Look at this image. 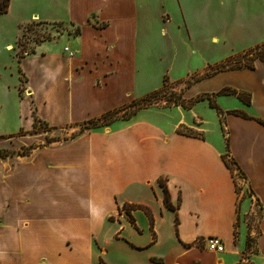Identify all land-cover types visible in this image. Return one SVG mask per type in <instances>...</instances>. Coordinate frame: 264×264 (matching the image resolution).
Returning a JSON list of instances; mask_svg holds the SVG:
<instances>
[{"label":"crops","instance_id":"0c3cea01","mask_svg":"<svg viewBox=\"0 0 264 264\" xmlns=\"http://www.w3.org/2000/svg\"><path fill=\"white\" fill-rule=\"evenodd\" d=\"M63 1L61 14L48 17L44 11L34 17L80 28L79 35L65 42L75 55L56 53L49 44L21 60L30 96L21 98L28 106L20 117V131L34 129L32 105L36 117L54 128L78 125L158 90L176 64L186 67V79L204 76L219 62H209L203 54L182 59L168 54L169 68L162 72L160 85L138 96L141 66L148 72L162 70L160 62L150 61L155 54H148L144 37L158 24L165 34L172 20L166 0ZM178 2L188 28L187 11ZM247 2V18L260 35L264 0ZM262 44L264 40L241 52ZM195 55L203 60L196 68L191 65ZM254 67L221 72L184 87L187 101L225 88L250 96L249 105L235 96H216L228 100L225 107L216 102L224 112L227 145L219 115L218 137L213 138L196 112L198 102L189 111L139 113L125 125L85 131L37 148L15 164L0 161V264H113L111 254L117 264H242L245 216L253 223L250 234L258 232L252 262L264 264V76L253 80L259 69L264 72V62L258 60ZM219 77L232 81L193 92ZM35 79L39 87L33 86ZM231 111L239 114H227ZM172 112H177V121ZM195 118L202 125L194 124ZM183 128L202 129L204 136H190ZM11 135L0 132V137ZM224 155L235 163L232 169ZM161 182L173 209L165 204ZM105 228L112 231L110 237L104 238ZM208 237L222 239L225 251L207 250Z\"/></svg>","mask_w":264,"mask_h":264},{"label":"rangeland","instance_id":"374dc122","mask_svg":"<svg viewBox=\"0 0 264 264\" xmlns=\"http://www.w3.org/2000/svg\"><path fill=\"white\" fill-rule=\"evenodd\" d=\"M166 3L172 20L165 25V34L162 33L163 31H161V27L158 24L150 32H146L147 38L144 37L145 42H147L146 45L150 47L148 54H155V56L150 55V61L154 62L156 60L158 63L160 62L162 70L154 71L150 69V72H148L146 66H141L135 92L138 96L149 90L156 89L160 85L162 72L167 71L169 68L168 54H180L179 59L185 57V54H203L204 59L209 62L219 61L211 67L210 74H212L214 71H226L228 69H237L240 65H248L242 59H237L227 65H224V62L228 57L234 54H242L244 52L241 51L257 44L258 41L264 40V28L263 32H261L262 34L258 35L256 24L247 18V0H182V6L187 11L188 28L183 24V18L179 11L180 2L178 0H166ZM64 7L63 0H12L9 12L0 15V132L12 134L11 136L0 137V161L18 163L37 150V148L50 147L53 144L66 142L74 134L84 131L85 127L82 128L78 125L60 128H54L50 125L48 127L39 125L38 129H30L27 133L19 130L22 122L20 117L27 111L28 106L26 103L21 102V98L30 96L26 83L22 85L23 90L19 95L20 73L17 56L21 48L19 42L21 46H26L27 51L34 49V54H39L41 45L53 44L55 45L54 50L56 53L64 50L65 54L69 55L72 53L75 55V52L65 44L66 39L69 40L75 36V27H71L64 22L42 21L34 17L37 13L44 11L46 16L54 17V15L61 14ZM29 26L31 28L27 30ZM49 35V40L39 42V40H43L44 37ZM171 44L175 47V51L171 50ZM66 49L69 51L66 52ZM195 57L196 55L191 65L194 68L200 67L203 64V60ZM257 62L258 60L254 65ZM33 70L34 67L32 66L30 71ZM186 75V67L176 64L172 69H169V73L163 76V84L164 79H166L168 81L167 86L173 88L175 94H180V91L185 93V90H183L185 84L183 83L186 81L190 83L197 79V74L189 75L186 79L183 78ZM263 76V70L259 69L253 76V80L259 81ZM231 81L232 79L226 77L215 78L213 81L204 82L193 92L204 89L215 90L224 83ZM32 83L34 87L38 86V84L40 85L39 80L37 81L36 79ZM201 97L195 98L194 101H198ZM217 100L224 107L228 105L227 99L212 97L213 102L216 103ZM174 101L175 99L168 94L162 100H154L146 105L143 104L128 111L119 112L105 121V123H110L109 126L101 128H110L115 124L125 125L139 113L168 112L173 110H178L179 112L189 111L184 106L193 109L198 103L194 102L191 104V101H186V103L182 98H179L175 103ZM182 103L184 106H181ZM133 112H135V115L130 117L129 115ZM196 112L206 120L207 128L212 133L211 136L217 138L218 114L216 110L211 109L207 102L203 101L196 105ZM31 114L32 118L36 116L34 105H32ZM171 116L175 121L179 119L177 112H172ZM191 117V112L185 114L186 121H190ZM202 123L200 118L194 119V124L200 126ZM221 131L227 145V133L223 124L221 125ZM182 132L198 137L204 136L202 129L191 130L183 128ZM245 221L248 229L247 239L250 241L248 247L246 243L245 257L243 258L245 261L242 264H254L252 257L257 253L258 232L255 235H251L250 231L253 223L249 216H245ZM140 222L144 225L143 219H140ZM102 234L104 238L110 237L112 231L109 228H105ZM108 259L111 263L117 264L115 255L111 254Z\"/></svg>","mask_w":264,"mask_h":264},{"label":"trees","instance_id":"16d2710c","mask_svg":"<svg viewBox=\"0 0 264 264\" xmlns=\"http://www.w3.org/2000/svg\"><path fill=\"white\" fill-rule=\"evenodd\" d=\"M11 2L12 0H0V15L2 14H6L9 12V9H10V6H11ZM31 26V25H30ZM28 27V29H30L31 27ZM81 33L80 31V28H76L75 30V35H79ZM50 39V35L49 36H46L43 38V40H39V42H43L45 40H49ZM19 46L21 47L20 48V51H19V54L17 55L18 56V60H19V63L21 62V60L23 58H25L27 55H31V54H34L35 53V50L34 49H31L30 51H27L26 50V46H21L20 42H19ZM237 59H242L244 60L248 65L244 66V65H240L237 69H228L226 71H233V70H242V69H254V63L259 60L261 62H264V44L262 45H259L253 49H250L242 54H237V55H233L231 57H229L224 63V65H227V64H230L232 63L233 61L237 60ZM221 72H225V70H218V71H214L212 74L209 73H206L204 76L202 77H197L196 80H193L192 82H184L183 84H185V87H189L192 85V83L194 82H197V81H200L201 79L203 78H207V77H212L218 73H221ZM19 73H20V82H21V86H20V94L23 90L22 88V85L24 83L27 82L23 72L21 69H19ZM168 81H166V79H164V84L162 86V88L160 90H157V91H154L153 93L147 95L146 97L140 99V100H134L132 101L130 104L126 105V106H123L119 109H116L114 111H110L104 115H102L101 117L99 118H94V119H90L88 121H85L81 124H78V126H81L82 128H84V131H87V130H92V129H96V128H101V127H106V126H109L110 123H105L106 120H108L109 118H112L114 115L118 114L119 112H122V111H128L129 109H132V108H135L136 106H140V105H146L148 102H151V101H154V100H162L163 98H166L168 94H170V97L174 98L175 101L174 103L179 99V98H182L183 101H187L185 98H183V92L181 93L180 91V94H175V92H173V88H169L168 86ZM183 90H185L183 88ZM211 96V97H210ZM216 96H235L237 97L239 100L243 101L245 104L249 105L250 104V96L248 94H245V93H240L236 90H232L230 88H225L223 90H221L218 94H215V95H209V94H206V95H202V97L198 100V101H194L192 100L191 101V104H193L194 102H202V101H207L208 102V105L211 109H214L216 110L217 114L219 115L220 117V122L221 124H223V116H224V112L220 109V107L212 101V97H216ZM184 102V103H185ZM189 102V101H187ZM186 102V103H187ZM181 106H184L183 103ZM184 108H188L189 110L191 109V107H186L184 106ZM35 113V111H34ZM227 114H239L238 112H235V111H231V112H227ZM135 115V112L131 113L129 116H134ZM42 126L44 125L45 127H48V124L39 120L36 116L34 117V129H38V126ZM81 134V131L80 133ZM79 134H74L72 136V138L76 137L77 135ZM186 134V133H185ZM190 136H195V135H191V134H188ZM227 155H224V160L226 162V165L232 169V166H235V163L232 162H228L227 160ZM161 186L163 187L164 189V193H165V204L168 208L170 209H173V207L171 206L170 204V196H169V193H168V190L166 188V186H164L163 182H161ZM128 211V210H127ZM146 213L148 214V216L150 217V220H151V223L153 224V219L149 213L148 210H146ZM133 222V221H132ZM247 247L249 245V239H247Z\"/></svg>","mask_w":264,"mask_h":264},{"label":"built area","instance_id":"2783aa9c","mask_svg":"<svg viewBox=\"0 0 264 264\" xmlns=\"http://www.w3.org/2000/svg\"><path fill=\"white\" fill-rule=\"evenodd\" d=\"M69 50L66 49V52ZM71 57L74 55L72 53L69 54ZM204 245L207 250L215 252V253H223L225 251V245L222 239L218 237H208L204 241Z\"/></svg>","mask_w":264,"mask_h":264}]
</instances>
